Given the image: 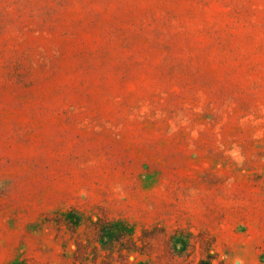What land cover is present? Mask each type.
<instances>
[{
	"label": "rangeland",
	"instance_id": "374dc122",
	"mask_svg": "<svg viewBox=\"0 0 264 264\" xmlns=\"http://www.w3.org/2000/svg\"><path fill=\"white\" fill-rule=\"evenodd\" d=\"M0 264H264V0H0Z\"/></svg>",
	"mask_w": 264,
	"mask_h": 264
}]
</instances>
